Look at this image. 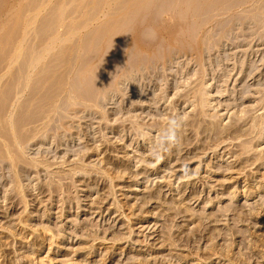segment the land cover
<instances>
[{
	"label": "rangeland",
	"instance_id": "obj_1",
	"mask_svg": "<svg viewBox=\"0 0 264 264\" xmlns=\"http://www.w3.org/2000/svg\"><path fill=\"white\" fill-rule=\"evenodd\" d=\"M202 1L0 0V264H264V0Z\"/></svg>",
	"mask_w": 264,
	"mask_h": 264
},
{
	"label": "bare ground",
	"instance_id": "obj_2",
	"mask_svg": "<svg viewBox=\"0 0 264 264\" xmlns=\"http://www.w3.org/2000/svg\"><path fill=\"white\" fill-rule=\"evenodd\" d=\"M170 2L171 0H147V4L151 6L153 5L155 13L159 15H163V13H165V15H172L171 11L172 9H175V8L170 7L169 5ZM207 3L210 5V8L212 11L216 10L215 8H213L212 3H210L209 1ZM207 3H205V0H203L201 5L204 6V4H207ZM134 13L137 15L136 7L132 11L129 12L128 16L131 17L134 15Z\"/></svg>",
	"mask_w": 264,
	"mask_h": 264
},
{
	"label": "clouds",
	"instance_id": "obj_3",
	"mask_svg": "<svg viewBox=\"0 0 264 264\" xmlns=\"http://www.w3.org/2000/svg\"><path fill=\"white\" fill-rule=\"evenodd\" d=\"M182 125V120L178 119L177 117H172L169 119L168 121V126H169V134L166 137L165 143L169 146H175V144L178 141V137H177V131L180 129ZM166 150H170V148H164L161 147L160 151H166ZM163 156H160V159H162Z\"/></svg>",
	"mask_w": 264,
	"mask_h": 264
}]
</instances>
